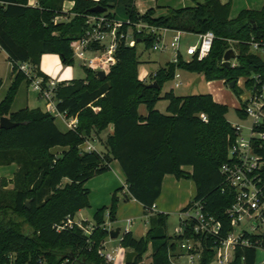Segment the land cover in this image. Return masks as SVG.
<instances>
[{
	"label": "trees",
	"instance_id": "16d2710c",
	"mask_svg": "<svg viewBox=\"0 0 264 264\" xmlns=\"http://www.w3.org/2000/svg\"><path fill=\"white\" fill-rule=\"evenodd\" d=\"M66 1L74 2L72 16L64 12ZM191 1L193 5L168 6L166 14L157 15L158 7L141 12L136 0H37L36 5L29 0H0V47L13 65V82L0 102V120L8 116L18 123L12 128L0 127V166H19L13 178H0V264H77L83 260L86 264H112L99 249L109 237L105 213L109 210L110 220L115 221L119 190L124 187L116 190L110 206L97 210L90 235L79 227L59 231L57 225L90 206L86 182L107 172L114 160L126 175L127 200L142 204L150 224L141 238H136L132 230L122 234L121 246L137 252L135 260L126 264H144V254L150 247V264H176L174 256L183 255L180 243L190 238L203 240L201 264H210L214 259L212 237L204 240L189 229L171 235L168 214L153 208L162 194L166 175L192 178L197 191L182 210L200 201L204 212L221 222V235L228 233L231 221L227 209L234 194L220 169L229 160L228 148L236 134L226 117L230 108L210 93L182 96L173 89L165 94L162 90L180 67L203 73L207 80L222 78L229 83L252 73L264 77V59L250 45L252 37L264 40V3L261 9H243L233 18L229 2ZM97 5L105 7L103 13L109 18H117L116 7H125L130 23L122 28L133 29L136 45L120 41L115 52L117 62L105 79L83 65L85 78L59 82L54 96L57 108L68 117H77V126L63 131L57 126V117L40 108L12 111L21 82H32L19 64L28 62L45 80L50 76L41 70L43 54H58L64 64H72V42L84 34L87 17L103 14L91 10ZM60 16L66 19L56 20ZM137 23L198 35L212 30L216 38L211 52L202 60L180 55L179 62L170 60L147 82L139 77L142 60L138 46L143 43L146 50L153 49L156 34L145 28L139 30ZM227 40L239 43L235 65L224 64V53L230 47ZM154 80L159 87L147 86ZM2 83L0 77V88ZM162 99L168 101L166 113L156 106ZM141 104L146 106L145 115L140 112ZM238 111L241 113V107ZM111 124L114 130L103 142L106 151L82 147ZM56 146L67 149L55 153L52 149ZM258 151L264 155V148ZM186 166L192 170L185 171ZM10 184L13 188H7ZM234 253L230 264H256L255 247L239 245ZM71 254L75 259L63 257Z\"/></svg>",
	"mask_w": 264,
	"mask_h": 264
},
{
	"label": "built area",
	"instance_id": "2783aa9c",
	"mask_svg": "<svg viewBox=\"0 0 264 264\" xmlns=\"http://www.w3.org/2000/svg\"><path fill=\"white\" fill-rule=\"evenodd\" d=\"M36 3L37 0L31 5H36ZM60 19L63 18L61 16L56 17V20ZM125 23L129 24V19L109 18L104 13L89 15L84 34L72 42L73 57L77 58L84 66L95 71L103 70L108 73L117 62L115 52L120 41L124 39L126 44L136 45L133 29L129 28L126 31L122 28ZM136 27L139 30L145 28L152 33L154 32L156 40L153 48L168 51L169 46H171L174 52L171 60L179 62V56L181 55L180 42L184 32L174 30L175 34L168 45L162 40L161 34L162 30L168 29L149 26L146 23H137ZM215 38L216 35L212 30L199 34L198 43L190 44L187 47L186 54L188 57L186 59L189 60L196 56L202 60V58L209 55ZM250 45L253 52L257 50L264 51L263 39L252 37ZM235 64L236 61L233 65ZM19 67L29 79H32L31 85L39 90L41 96L48 101V111L56 117L63 118L70 129L75 128L78 118L68 117L65 112H61L57 108L54 96L59 81L52 77L45 80L43 76L35 73L32 65L28 62L20 63ZM175 77H179L178 72H176ZM146 78L147 75L142 76L141 79L146 80ZM236 83L240 84L241 90L247 92L244 97H241L240 94V115L249 119L251 124H232L236 134L228 148L229 160L223 163L220 169L226 176L228 187L234 194V201L227 209L231 229L222 236L220 233L221 222L208 212H204V205L200 201H194L189 209L180 211L181 224L175 228L176 234H183L185 230L189 229L204 240L211 237L214 239L216 256L210 264H230L235 257V248L239 245L255 247L257 251L260 250L264 253V155L258 151V149L264 148V77L262 74L252 73L249 77H240ZM181 84L182 81H177L176 87H180ZM202 118L205 121L208 120L205 114L202 115ZM244 129H248V135L244 134ZM87 141L82 147L86 150H96ZM225 191L226 189L223 188V192ZM153 209L157 211V206L154 205ZM126 221L128 227L125 231L129 230V226L133 224V218H127ZM74 227H79L84 234L90 235L95 228V224H89L86 219L76 220L75 216L69 215L57 225L59 231L67 228L73 229ZM108 228L109 230L112 229L110 225ZM179 247L182 254L187 255L189 262H194L203 256L204 244L201 239H185ZM99 253L108 262L114 263L118 258L117 254L105 252L103 245L99 249Z\"/></svg>",
	"mask_w": 264,
	"mask_h": 264
},
{
	"label": "rangeland",
	"instance_id": "374dc122",
	"mask_svg": "<svg viewBox=\"0 0 264 264\" xmlns=\"http://www.w3.org/2000/svg\"><path fill=\"white\" fill-rule=\"evenodd\" d=\"M158 5L153 4L152 0H139L140 7L142 9H149L154 5V7H158V11H160L161 14H166L168 6L173 7H183V6H177L178 0H158ZM189 5H193V2L190 0ZM186 6V5H185ZM114 12L117 13L118 20H125L128 18V13L126 12V9L123 5H120L114 9ZM175 34L174 30L167 32L163 35V41L170 44L169 42L172 40L173 35ZM199 41V35L197 33L193 32H185L182 34L181 38V46H180V53L183 56V58H187L188 55L186 54V49L190 44H197ZM229 42L230 47L235 49L236 53L238 54V51L240 50L239 43L232 40H227ZM139 53H140V60H147L150 62L144 63L145 67L147 69L154 70L156 69L160 64L165 66L168 62H170L171 58L174 55L173 48L169 46L168 51H162V50H156V49H145V45L143 43H139ZM260 57L264 59V51L263 50H257L255 51ZM54 55V54H50ZM58 57L59 62H56L55 64H52L51 66L54 68L53 73L51 75L52 78L57 79L59 82L62 80L68 79H83L85 78V69L83 65L80 63V61L74 57V62L72 64H64L62 60H60ZM236 59H233L231 62L232 64L235 63ZM159 64V65H158ZM162 67V66H161ZM9 68V62L7 59V56L5 52L0 48V74H4L5 71H7ZM177 72H179L184 80V84L180 87H176V80L171 78L169 81L166 82V84L163 87V94L166 93V91H170V89H173L174 92H176L178 95L187 96L189 94H203V93H210L216 97V99L220 100L221 102L228 105L230 108L229 112L227 113L226 117L227 120L232 123H241L245 125H250V120L242 117L238 111V109L241 107V97H244V95H247L246 91L240 90V84H237V88L234 90L230 87L229 81L227 79L219 78L217 80H207L205 75L203 73H197L192 72L187 69H184L182 67L178 68ZM140 73V70H139ZM152 79V76H151ZM150 76H148V81L151 80ZM3 80V79H2ZM24 89L26 91V84H24ZM19 90V89H18ZM240 91V93H239ZM2 95V92H0V96ZM25 95V94H24ZM23 93L20 94L21 96H24ZM167 103L165 99L160 100L158 104V109H160L162 112H167L164 105ZM140 112H144L147 114V109L145 104L140 105ZM60 118V117H58ZM57 124L62 128L66 130V127L64 124L61 123V121L58 119L56 120ZM111 132V127L109 129H106L104 133L100 134L101 141H94V144L96 145L97 149L101 151V149L106 148L105 143H102V140L106 138V135ZM244 134L248 135L249 131L248 129H244ZM104 144V145H103ZM110 170V169H109ZM105 173V172H104ZM104 173L97 174L93 176L90 180H88L85 184L86 187L90 189L89 194V201L90 206L83 208V210L78 214V218H84L87 219L90 224H95V214L99 208H102L103 206H110L112 197L117 189L124 187V183L122 181V175L119 177L117 184H114V188L111 191L110 189H107L105 186V179L106 175ZM190 179V178H189ZM184 179V180H189ZM114 180V179H112ZM187 186H183L181 188H174L171 186H165L163 188V193L160 196L159 201H162L165 203V206H167V222H168V232L169 234L173 235L175 233V228L181 224L180 222V211L179 209H176L175 203L177 199L183 198L185 199L187 196H190L189 198H193L195 195L196 189H195V182L191 180V182H188ZM126 189L119 190V201L117 203V210H116V218L115 221L110 220L109 216V210L105 213V221L107 226L109 227V224L114 227H121L123 230H125V227L128 225L126 219L128 217H132L134 219V222L132 225H130V229L133 231V234L136 238H141V236H144L146 229L150 226V224L147 221V212L145 211L144 207L139 204L136 200L130 198L127 200L126 197ZM187 206V204H185ZM124 233V231H123ZM119 242L117 241V244ZM148 251H152L148 250ZM146 252L143 257L144 264H150L151 262V252ZM257 260L256 264H262L261 258L264 255L263 252L260 250L257 251ZM174 263L177 264H201L200 259L195 260L194 262H189V259L187 255H177L174 256L173 259Z\"/></svg>",
	"mask_w": 264,
	"mask_h": 264
},
{
	"label": "crops",
	"instance_id": "0c3cea01",
	"mask_svg": "<svg viewBox=\"0 0 264 264\" xmlns=\"http://www.w3.org/2000/svg\"><path fill=\"white\" fill-rule=\"evenodd\" d=\"M34 2H36V0H29V3L30 4H32ZM152 2H153V4L158 5V3H157L156 0H152ZM189 2H190V0H178V3H177L178 5L177 6H183V7H185V5H189ZM222 2L223 3H228V2L231 3V9H232L231 17L234 18V16H236L243 9H250V8L261 9V7H262V5L264 3V0H222ZM73 5H74V2L73 1H66L65 4H64V12L67 13L68 15H71L72 16L73 13L71 12V9H72ZM136 5H137L138 9L141 12H146V9H142L140 7L139 0H136ZM152 7H154V5H152ZM152 7H150V8H152ZM157 15H162L160 13V11H158V9H157ZM62 18L63 19H66V17H62ZM169 30L173 31L172 29H169ZM169 30H162L161 31L162 37H163L164 34H166L167 32H169ZM3 51L5 52V54L7 56V59H8V62H9V68H8L7 71L4 72V74H0V77L3 79V83H2V86L0 88V92H2V95L0 96V102L7 95L8 91H9V88H10L12 82H13V73H12V66L13 65H12V62L9 59V55L7 54V52L5 50H3ZM50 54H54V55H50ZM56 55H58V54H55V53H46V54H43L42 59H41V70L45 74L49 75L50 77H53L51 75V73H53V70H54V68L51 65L52 64H55L56 62H59V59H58V57H56ZM59 58L61 60V57L60 56H59ZM147 62H150V61L142 60V64L140 65V68H139V70H140L139 77L142 78V76L147 75V78H146L145 81L149 82L148 81V76H150L151 74H154V72L157 71L163 65H161V64L159 65L158 64L159 66L156 69L151 70V69H147L145 67L144 63H147ZM150 79H151V76H150ZM174 79L176 80V82L179 81V80L182 81L181 86L184 84V80H183V78H182V76H181L180 73H179V77H175ZM65 80H68V79H65ZM62 81H64V80H62ZM24 84H26V91L24 89ZM22 93H23V95L24 94L25 95L20 97V94H22ZM214 99L217 102H221L220 100L216 99L215 96H214ZM159 102L160 101H158V103L156 105L157 107H158ZM167 105H168V101L164 105V107L166 108ZM25 107H29V108H40L42 111L48 112V110H49V103H48L47 100H45L41 96L39 90L35 89L31 85V83H28L26 80H23L21 82V84L19 86V90H18V92H17V94H16V96H15V98L13 100V103H12V106H11V110L12 111H17L18 109L25 108ZM139 109H140V107H139ZM166 110H167V108H166ZM140 111H141V109H140ZM141 113L145 115L144 112H141ZM58 119L61 121L62 124H64V126L66 127V130L70 129L69 125L67 124V122L63 118H58L57 117L56 120H58ZM57 126L61 130L66 131L65 129H62L58 124H57ZM104 132H102V133H104ZM107 135H106V137H107ZM98 140L101 141L100 135L99 136L95 135L92 139L88 140L87 142L91 143L97 149L96 145L94 144V141H98ZM105 140H106V138L104 140H102V143ZM66 149H67V147L56 146L52 150L55 153H61V152H63ZM97 150H99V149H97ZM101 151H106V148L101 149ZM18 168H19V166L16 163H12V164H9V165H1L0 166V178H3V177L4 178H7V179L13 178V176H14V174L17 171ZM183 169L185 171H188L189 172V171L192 170V167L191 166H189V167L186 166V167H183ZM104 175H106V176L108 175L106 177V179H105V184H106L105 187L107 189L112 188L109 191L112 192V190L114 188V184L115 183L117 184V181H119L118 180V175H119V177L121 175L123 176L122 177V181L124 183V189H127L126 175H124V172H123V170H122V168H121V166H120V164H119V162L117 160H114V161L111 162V168H110V170H108L107 172H105ZM112 179H114V180H112ZM184 179H186V178H178L175 174H168L164 178L162 190H163V188L165 186H168V185L171 186V187L174 186V188H181L184 185L185 186L188 185V184H186L187 181L188 182H191V180H192V182H193V179L192 178H190L189 180H184ZM67 181H68V179H65L64 180V182H67ZM7 188H13V184L8 185ZM195 189H196V186H195ZM163 191H162V193H163ZM196 191H197V189H196ZM195 194H196V192H195ZM189 197L190 196H187L185 199H183V198L177 199V201L175 203L176 209H179V211H181L184 207H186L185 204H188L189 201L192 199V198H189ZM159 199L157 200V203H156L157 210L166 213L167 212V206H165V203H163L162 201H159ZM140 205H142V204H140ZM82 210L83 209L79 210L76 213V215H75V219L76 220H82V219H84V218H80V219L78 218V214ZM128 218H132V217H128ZM87 222H88V220H87ZM133 222H134V219H133ZM110 227L111 228H115L113 225L112 226L110 225ZM126 227H128V225ZM126 227H125V229H126ZM148 229H149V227L146 229L145 234L148 231ZM129 230H131L130 229V226H129ZM123 231H125V230H123V228H121V232H120V235H119L118 238L114 239V238H111L109 236L104 241V243H103V249H104L105 252L111 253V254H115V255L117 254V256H118L117 260L114 263L111 262L112 264H126V252L128 250H131V249H127V248L123 249V247L121 246V240L120 239L122 237ZM117 241L119 242L118 244H117ZM149 250H151V247H150ZM148 252H152V251H148ZM150 260L152 261V258ZM261 263L264 264V255L261 258Z\"/></svg>",
	"mask_w": 264,
	"mask_h": 264
},
{
	"label": "water",
	"instance_id": "95a60500",
	"mask_svg": "<svg viewBox=\"0 0 264 264\" xmlns=\"http://www.w3.org/2000/svg\"><path fill=\"white\" fill-rule=\"evenodd\" d=\"M91 10L94 11V12H97V13H103V11L105 10V7L97 5V6L93 7ZM236 56H237V53H236L235 49L229 48L224 53V56H223L224 64L226 66H230L231 65V61L233 59H235ZM97 75H98L99 78L105 79V77L107 75V72L106 71L104 72L103 70H99V71H97ZM236 82H237L236 80L235 81H231L229 83L230 87L234 88ZM147 86H149V87H154V86L155 87H159V85H158L156 80H154L153 82L148 83ZM17 124L18 123L12 121L8 116H3L1 118V120H0V127H2V128H12V127L16 126ZM110 127H111V132H113L114 126L111 124ZM120 232H121V227H115V228H112L109 231V235H110L111 238L116 239V238L119 237ZM63 257L64 258L67 257V258L75 259V256L73 254H71V255H63ZM136 257H137V252L136 251L128 250L126 252V263H132L135 260ZM77 264H86V261L83 260L82 263L81 262H77Z\"/></svg>",
	"mask_w": 264,
	"mask_h": 264
}]
</instances>
